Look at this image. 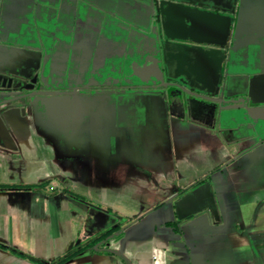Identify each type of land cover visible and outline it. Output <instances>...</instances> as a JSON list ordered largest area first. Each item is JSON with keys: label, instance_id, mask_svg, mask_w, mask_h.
<instances>
[{"label": "crops", "instance_id": "crops-1", "mask_svg": "<svg viewBox=\"0 0 264 264\" xmlns=\"http://www.w3.org/2000/svg\"><path fill=\"white\" fill-rule=\"evenodd\" d=\"M233 4L0 0V101L38 91L0 105V264H264V0Z\"/></svg>", "mask_w": 264, "mask_h": 264}, {"label": "water", "instance_id": "water-1", "mask_svg": "<svg viewBox=\"0 0 264 264\" xmlns=\"http://www.w3.org/2000/svg\"><path fill=\"white\" fill-rule=\"evenodd\" d=\"M235 3H236V0H234V4L230 10H224V11L230 14H233L235 10ZM151 6H152V13L156 15V18H155L156 24L152 28V30L155 31V29H158V30L161 29L160 14H159L160 8H159L158 2L152 3ZM223 54L224 56L226 55V53H223ZM39 80L41 81V83H44V79L42 76L39 78ZM160 86H163L167 89L166 95L170 99L174 100V103L176 104L178 103L180 105V101L183 98H185V103L181 101L182 103L181 106H184V105L188 106L189 98L196 100V101H206V102L215 103L220 107L226 101L224 97L220 96V92L218 88L213 93L197 92L191 89L190 87H188L186 84V81L182 77H179L176 79L166 78L165 81H161ZM33 87H34L33 82L23 85L22 87L17 89V91L10 93L14 95H12L9 99L0 101V105L7 104V103H10V102L22 99V98L33 96L35 92H38V91H34ZM7 88L9 89L10 85H8ZM21 90H28V92L24 94H19L18 92Z\"/></svg>", "mask_w": 264, "mask_h": 264}, {"label": "trees", "instance_id": "trees-1", "mask_svg": "<svg viewBox=\"0 0 264 264\" xmlns=\"http://www.w3.org/2000/svg\"><path fill=\"white\" fill-rule=\"evenodd\" d=\"M203 180V179H202ZM201 180L197 181L198 183L200 182ZM111 231L107 232L103 237H107L109 234H110Z\"/></svg>", "mask_w": 264, "mask_h": 264}]
</instances>
